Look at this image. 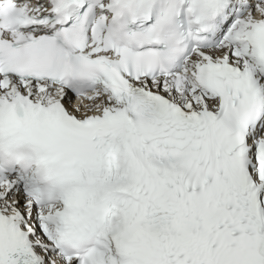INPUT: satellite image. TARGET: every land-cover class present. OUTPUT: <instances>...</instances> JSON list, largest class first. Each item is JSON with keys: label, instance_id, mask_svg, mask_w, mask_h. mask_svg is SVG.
<instances>
[{"label": "snow or ice", "instance_id": "1", "mask_svg": "<svg viewBox=\"0 0 264 264\" xmlns=\"http://www.w3.org/2000/svg\"><path fill=\"white\" fill-rule=\"evenodd\" d=\"M0 264H264V0H0Z\"/></svg>", "mask_w": 264, "mask_h": 264}]
</instances>
